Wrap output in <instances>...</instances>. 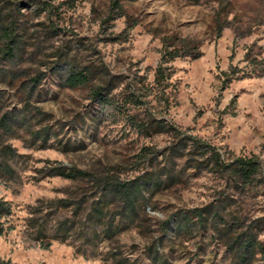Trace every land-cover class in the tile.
Listing matches in <instances>:
<instances>
[{"label":"rangeland","instance_id":"obj_1","mask_svg":"<svg viewBox=\"0 0 264 264\" xmlns=\"http://www.w3.org/2000/svg\"><path fill=\"white\" fill-rule=\"evenodd\" d=\"M166 38L201 54L170 64L168 104ZM179 137L264 168V0H0V262L264 264L240 243H264V190L171 158Z\"/></svg>","mask_w":264,"mask_h":264},{"label":"trees","instance_id":"obj_2","mask_svg":"<svg viewBox=\"0 0 264 264\" xmlns=\"http://www.w3.org/2000/svg\"><path fill=\"white\" fill-rule=\"evenodd\" d=\"M117 5V4H116ZM11 41V40H10ZM181 42V45H177V42H170L169 39L163 40V52L160 62L155 70L154 74V87L160 88L163 95V101L168 104V98L166 97V90L169 88V83L173 76L172 66L170 64L177 59L189 57L192 60H198L201 57L199 52V46L185 44ZM11 55L12 52H10ZM89 81V74L84 70L83 72H74L69 74L65 80L66 86L70 88H78L84 86ZM149 88V86H147ZM103 89L95 91L94 95L101 101H106ZM146 128L154 126L160 132L174 131L171 125L164 124L163 122H157L149 120V122L143 123ZM188 149L187 154L183 157H189L187 161H190V157H199L197 168L200 170L204 163L218 167L219 170H225L230 172L236 179V185H240L243 189L254 188L256 191L264 190V168L262 163L255 157L252 158H236L227 163L222 158L219 151L210 144L204 143L201 139L196 137H183L178 139L177 145L173 148V153L170 154L171 158L180 155L181 151ZM184 152V151H183ZM182 155V154H181ZM200 159H202L200 161ZM66 179H75L76 174L69 172H62L58 174ZM150 183V181L148 182ZM13 215V206L10 202L0 199V237L6 232L12 229L9 226V219ZM241 245L244 246L245 254L249 253L248 249H256L264 257V243L257 242L254 238H251L246 245H243L244 240H241ZM246 258L244 257L243 260ZM0 264H10V262H0Z\"/></svg>","mask_w":264,"mask_h":264}]
</instances>
